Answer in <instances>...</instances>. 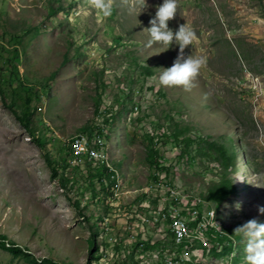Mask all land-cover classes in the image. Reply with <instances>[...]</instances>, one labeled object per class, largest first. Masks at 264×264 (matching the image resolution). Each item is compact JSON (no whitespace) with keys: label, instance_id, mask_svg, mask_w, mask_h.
Returning <instances> with one entry per match:
<instances>
[{"label":"rangeland","instance_id":"obj_1","mask_svg":"<svg viewBox=\"0 0 264 264\" xmlns=\"http://www.w3.org/2000/svg\"><path fill=\"white\" fill-rule=\"evenodd\" d=\"M162 2L111 0L105 18L90 0H0V264H128L152 220L186 223L187 238L132 264H246L235 229L264 223V0H177L169 27L189 25L184 54L206 59L188 91L158 82L178 48L146 47ZM29 91L55 173L2 101L22 115ZM95 133L104 163L73 166L72 143ZM230 182L235 196L215 201Z\"/></svg>","mask_w":264,"mask_h":264},{"label":"clouds","instance_id":"obj_2","mask_svg":"<svg viewBox=\"0 0 264 264\" xmlns=\"http://www.w3.org/2000/svg\"><path fill=\"white\" fill-rule=\"evenodd\" d=\"M92 8L96 9L102 17L112 15L111 0H90ZM146 0H141V12L146 8ZM177 0H163L156 7L155 15L150 19V27L146 29L150 39L146 47H152L159 43L166 48H178V54L172 66L167 69H159L158 82L166 87H182L190 90L192 81L206 64L203 56L193 57L185 55L184 50L198 40L196 32L187 24L179 25L176 30L169 27L176 15ZM239 208V205H237ZM259 214H264V206L257 209ZM235 233L242 234L246 240L245 261L246 264H264V223H258L256 219L248 220L235 229Z\"/></svg>","mask_w":264,"mask_h":264},{"label":"trees","instance_id":"obj_3","mask_svg":"<svg viewBox=\"0 0 264 264\" xmlns=\"http://www.w3.org/2000/svg\"><path fill=\"white\" fill-rule=\"evenodd\" d=\"M144 71L146 74L151 76L152 70L145 69ZM32 96H34V95L32 94L31 91H29L26 95L25 101H23L25 105H23L22 115H20V113L15 109V106L12 103L11 104L7 103L4 95H2V101L4 103V106L6 108H8V110L11 111L12 114L15 116L16 120H18L20 125L23 127V129L25 130V132L29 136L30 140L41 151L42 155L45 158L47 165L50 167V170L55 173L56 172L55 163H53L50 155L48 154L46 146L42 143L41 139L37 136L35 129H33L31 126L32 121H31V115L29 112V110H30L29 106H30V102H31L30 97H32ZM104 118H106V115ZM113 122H114L113 120H110V121L108 120V121H106V123L104 121L103 126L107 129L108 126L107 125L105 126V124H109V123L112 124ZM93 131H92V133H93ZM92 133L90 132V135H92ZM107 136H108V129H107L106 137ZM73 144H74V142L72 143V146H73ZM218 151H219V157L225 161V164L229 163L231 165V160L229 157L227 158V151H225L224 147H219ZM100 164L102 165L103 163H100ZM100 170L101 171L96 172V174L93 172H90V179L88 181L89 184L93 179H95V177H101L103 171L104 172L108 171L105 167H103V171H102V169H100ZM63 186H65V185H63ZM89 190H90V188H89ZM91 190H92V187H91ZM234 196H235V192H234L232 182H230L227 185L224 184V185L218 186L217 189L214 190L212 195H211V197L215 201H217L219 199V197H222L225 200V199L233 198ZM169 237L171 238V235H169ZM169 242H171V243L168 244V241H167V243H164V241H158L155 244H151V242L143 243V246L140 249L139 244L141 242H140V240H138L137 244L134 245V249L127 250V252H126L125 257H126L127 263L132 264L133 258L135 256H137L138 254H143L145 256L150 252L163 253L164 251H167V253H171L175 247H174V244L171 240ZM184 245H185V243H184ZM136 264H139V262H136Z\"/></svg>","mask_w":264,"mask_h":264},{"label":"bare ground","instance_id":"obj_4","mask_svg":"<svg viewBox=\"0 0 264 264\" xmlns=\"http://www.w3.org/2000/svg\"><path fill=\"white\" fill-rule=\"evenodd\" d=\"M95 135L98 136L97 133H95ZM80 141H82V139L75 140L74 144L72 146V149L76 148V153L79 154V156H84V159L89 164H91V163L96 164V162L104 163V161L98 160V158H99L98 150H100V148L97 145H95V144H80ZM101 152H102V150H101ZM101 155L103 156L102 153H101ZM101 160H103V159H101ZM71 163L73 166L79 165V163L74 160L73 152H71ZM199 218H201V217L200 216L198 217V215L193 217L192 222H191V225L193 228L196 227V223L199 222ZM178 225L181 226L183 229L189 228L186 225V223L179 222ZM186 238H187V231H181L179 233V238H174V242L176 243V246L179 245L181 242H183ZM174 258L176 260H178L179 262H182V260H183L182 258H180L178 256L170 259V258L166 257L165 255H160V256L155 255L153 258L152 264H161V260H162L163 264H177V263H174Z\"/></svg>","mask_w":264,"mask_h":264},{"label":"built area","instance_id":"obj_5","mask_svg":"<svg viewBox=\"0 0 264 264\" xmlns=\"http://www.w3.org/2000/svg\"><path fill=\"white\" fill-rule=\"evenodd\" d=\"M104 140L105 139H102V135L90 136L89 138H82V141H80V144H95L99 148H102V150H103V144H105ZM70 152H73L74 160L77 161L78 163H80V164L87 163L84 159V156H79V154L76 153V148L70 150ZM208 210H209V208H208ZM146 217H150V216H146ZM203 217H205V215H203ZM156 226L167 227V234L156 235V234H158L157 228L156 229L154 228L156 231L155 237H153L151 235H147L149 228L150 227H156ZM190 226H191V223H190ZM181 231H188V229H183L176 222L175 223H167L166 221L152 220V225H145V235L135 234V236H133L132 240H134V237H136L135 240H142L144 243H148L149 240L165 241L167 239L179 238V233ZM169 235H171V238L169 237ZM156 238H159V239L157 240ZM174 263L183 264V262H179L175 258H174ZM161 264H163L162 260H161Z\"/></svg>","mask_w":264,"mask_h":264}]
</instances>
